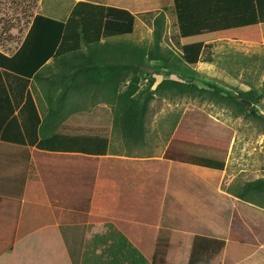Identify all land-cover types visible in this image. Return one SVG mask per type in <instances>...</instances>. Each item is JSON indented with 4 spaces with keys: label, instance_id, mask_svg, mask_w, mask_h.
I'll list each match as a JSON object with an SVG mask.
<instances>
[{
    "label": "crops",
    "instance_id": "0c3cea01",
    "mask_svg": "<svg viewBox=\"0 0 264 264\" xmlns=\"http://www.w3.org/2000/svg\"><path fill=\"white\" fill-rule=\"evenodd\" d=\"M79 3L125 11L132 31L101 38L92 59L81 46L52 55L30 77L9 71L7 59L20 58L36 16L65 23ZM257 5L258 0H0V264H264V218L251 209L264 211L255 199L262 191L236 186L226 175L231 143L226 151L220 134L203 138L199 125L181 126L188 107L167 121L157 114L152 138L146 113L137 143L113 122L131 65L153 64L167 73L161 80H177L161 60L140 58L146 45L131 35H153L156 18L163 20L162 36L172 27L176 43L179 18L201 20L194 24L206 34L226 26L241 34L246 26L254 28ZM257 27L260 43L206 44H261L264 22ZM41 33L32 32L22 55ZM159 46L179 56L178 45ZM211 48L205 51L211 61L199 60L196 73L217 67ZM90 66L107 67V78L89 73ZM91 73L94 81L88 82ZM140 91L138 83L134 97ZM66 127H73V145L81 128L108 129L106 152L39 148Z\"/></svg>",
    "mask_w": 264,
    "mask_h": 264
},
{
    "label": "trees",
    "instance_id": "16d2710c",
    "mask_svg": "<svg viewBox=\"0 0 264 264\" xmlns=\"http://www.w3.org/2000/svg\"><path fill=\"white\" fill-rule=\"evenodd\" d=\"M257 9L258 18H254L251 21V23H255L254 28H250V22L247 20L245 22L249 26H246L245 32L242 31L241 34L237 33V30H228L229 26L224 28L226 31L223 30L219 33L206 34L204 32V26L194 24V22L201 20H185L179 18L177 20L180 36L179 42L177 43L180 52L178 57H174L173 53L170 51L161 50L159 43L162 37L163 20H161V18H156L154 20L153 46L152 48H146L143 52H140V58L146 57V63L151 60L159 59L163 62L164 68L167 70L176 71L182 68L181 70L185 75H192L195 72V67L199 60L211 61V58L205 54L206 49L210 48L206 43L211 40L226 39L260 43L261 38L257 23L264 22V0H258ZM223 21L226 22V25L231 23V20ZM187 22H191V24L187 25ZM132 23V16L125 11L87 3L77 4L65 23L36 16L28 33L29 37L27 36V40L23 43L25 46H22L23 49L21 47V51L17 55L20 56L21 54L20 58L16 59L15 57L7 59L8 62H11V65L9 63L7 67L9 71H13L24 77H30L52 55H60L69 52L74 53L79 51L81 46L87 49V57L85 58H95L97 54H99L97 49L101 38L110 35L130 33L132 31ZM204 25L208 27V30L211 28L219 30L213 26ZM36 28L41 30V36L33 40L32 49L24 56L22 52L24 48L28 47V38H30L32 32H34ZM87 69H89V73L96 70L98 78H107V67L90 66ZM98 69L102 70L103 73L97 71ZM128 69L131 72L129 84L125 92L117 98V103L122 106V110L114 115L113 122L119 124L120 132L123 137L137 143L141 141L144 136L145 116L149 102L152 100V92H149V90L140 91L137 96L134 97V94L138 90L139 71L138 68L133 65ZM94 76V73H91L89 76L87 75L88 82H91ZM164 92L178 95H195L198 97L206 95L209 99H216V102H226L233 105L240 113L245 110L251 116L256 115L255 105L259 99L253 89L246 91L237 90L236 95L230 93L222 94V90L217 87H212L211 90H207L199 88L194 83L169 79L159 81L154 87V93ZM246 102L251 103V107H249ZM186 122H192L195 126L199 125L198 127L203 130L198 132V136H202L203 138L208 135L215 138L216 133L220 134L225 139L226 151L228 150L231 142V131L227 127L194 108H188L184 112L180 120L181 126ZM80 133V139L76 138V142L79 144L73 145V127L61 128V130L54 132L50 138L41 140L39 142V148L48 151L78 152L92 155H101L106 152L109 137L108 129L101 127L98 129L81 128ZM244 187H253L259 190L260 188L264 189V179L247 182L244 184ZM251 209L264 218V211L255 208Z\"/></svg>",
    "mask_w": 264,
    "mask_h": 264
},
{
    "label": "rangeland",
    "instance_id": "374dc122",
    "mask_svg": "<svg viewBox=\"0 0 264 264\" xmlns=\"http://www.w3.org/2000/svg\"><path fill=\"white\" fill-rule=\"evenodd\" d=\"M170 28V31L165 28L161 42L163 46L172 42L176 47L177 39L172 37L171 40L173 31L172 27ZM129 38L131 41L138 39L140 43L143 39L146 48L153 46L151 32L143 36L137 32ZM262 41L261 44L251 46L225 41L216 42L210 45L214 53L212 58L217 63L213 73L194 72L192 75H185L182 68H179L176 71L172 70L174 73L171 74L179 81H193L200 88L207 90H211L212 87L220 88L222 94L236 95L237 90L253 89L259 98L255 105V116H251L245 110L240 113L233 105L216 102V99H209L206 95L198 97L170 92L154 93V87L163 76H168L167 73H161L160 67L153 64L138 68L140 90L152 92V100L147 109V137L153 136L151 125L157 114H161V121L162 118L163 121H167V118L177 116L186 107L194 108L231 131V150L226 175L232 177L233 184L240 186L253 180L264 179V27ZM173 56L178 57V52L175 51ZM208 78L213 81H206ZM171 106L174 113L169 112ZM166 137L167 130L163 129L162 140ZM260 191H262L259 193L260 197L255 199L258 203L264 204V189L260 188Z\"/></svg>",
    "mask_w": 264,
    "mask_h": 264
},
{
    "label": "water",
    "instance_id": "95a60500",
    "mask_svg": "<svg viewBox=\"0 0 264 264\" xmlns=\"http://www.w3.org/2000/svg\"><path fill=\"white\" fill-rule=\"evenodd\" d=\"M246 104H247L248 106H251V103H249V102H246Z\"/></svg>",
    "mask_w": 264,
    "mask_h": 264
},
{
    "label": "built area",
    "instance_id": "2783aa9c",
    "mask_svg": "<svg viewBox=\"0 0 264 264\" xmlns=\"http://www.w3.org/2000/svg\"><path fill=\"white\" fill-rule=\"evenodd\" d=\"M165 72H169V71H165ZM168 74H171V72H170V73H168Z\"/></svg>",
    "mask_w": 264,
    "mask_h": 264
}]
</instances>
